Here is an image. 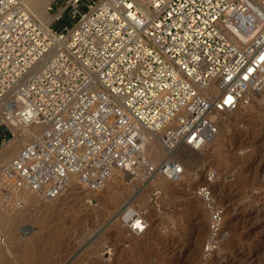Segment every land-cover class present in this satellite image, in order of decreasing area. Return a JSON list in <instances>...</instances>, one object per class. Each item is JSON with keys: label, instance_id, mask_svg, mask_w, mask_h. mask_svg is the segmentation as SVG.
<instances>
[{"label": "built area", "instance_id": "obj_1", "mask_svg": "<svg viewBox=\"0 0 264 264\" xmlns=\"http://www.w3.org/2000/svg\"><path fill=\"white\" fill-rule=\"evenodd\" d=\"M48 12L44 26L0 0V138L39 125L0 174L15 199L98 189L117 170L180 181L176 150H202L216 113L264 90V0H51Z\"/></svg>", "mask_w": 264, "mask_h": 264}, {"label": "rangeland", "instance_id": "obj_2", "mask_svg": "<svg viewBox=\"0 0 264 264\" xmlns=\"http://www.w3.org/2000/svg\"><path fill=\"white\" fill-rule=\"evenodd\" d=\"M259 95L222 113L227 124L219 121V134L200 151V162L194 158L183 166L175 183L115 171L101 188L72 185L46 201L35 194L9 197L0 175V264H264V94ZM11 139H1L0 147ZM11 158L0 154V174ZM125 207L144 216L143 234H132L122 221ZM5 216L17 219L11 231L2 225Z\"/></svg>", "mask_w": 264, "mask_h": 264}, {"label": "bare ground", "instance_id": "obj_3", "mask_svg": "<svg viewBox=\"0 0 264 264\" xmlns=\"http://www.w3.org/2000/svg\"><path fill=\"white\" fill-rule=\"evenodd\" d=\"M20 1L24 5V7L29 11V13L33 17L38 19L40 21V23H42L44 26H48L53 21L54 16L51 13L48 12V7L50 5L51 0H20ZM259 94L263 95L264 94V90L260 91V92H257V93L254 92L252 94V96L256 98ZM249 103H250V100H249ZM216 118H217L218 122L221 120L220 122L222 124H225V125L227 124V120L224 117L222 118V113H216ZM38 129H39V125H37V124L36 125H32L30 127H16V128H13L12 131L14 132L15 136L9 142H4L3 143L2 147H0V154H2V153L4 154V159L5 160L10 158V157H13V155L16 153V151L14 152V150L19 148L18 143L19 144L20 143H22V144L25 143L26 144L30 140V138L32 136H36L37 135L36 130H38ZM24 135H28V138H29V140L27 139L28 141H26L24 139ZM211 141H209V143ZM152 143L153 144H151L150 147H149L148 154H149L151 160L156 162L157 160H159L164 155V152L161 149V147L159 146V144L157 143V140H155L154 142L152 141ZM219 144H221V143H219ZM221 145H220V148H221ZM8 146H10V149L7 150ZM218 147L219 146H217V149H218ZM204 148L202 150H204ZM182 149H184L185 153L183 155L180 154V156L178 157V152L181 151ZM202 150H200V151H202ZM200 151H196V150H193L192 148H190L188 146L182 145L176 150L175 158L177 159V161L180 164H182V166H186L188 163H194V162H192L194 158L196 159V162H200V159H202ZM116 172L120 176H125V175L127 176L128 175V172L123 171V170L122 171L117 170ZM44 200H46V199H44ZM46 201H51V200H46ZM135 214H138L139 216L137 218H135L134 217ZM131 218H132V221H128ZM121 219H122V221L124 223H126L128 225L127 227L129 228V231L132 234H134V235H141L147 230L148 224L146 222V219L144 218V216L138 210H136L133 207H125L124 211H123V214L121 216ZM138 219H142L144 224H146V226H145V228H144V230H143V232L141 234H136V233L133 232V226L134 225H138V223H137ZM2 221H3V224H2L3 227L5 229H7L8 231H11V229H13L17 219L15 217H9V216L6 217L5 216V217H3Z\"/></svg>", "mask_w": 264, "mask_h": 264}, {"label": "trees", "instance_id": "obj_4", "mask_svg": "<svg viewBox=\"0 0 264 264\" xmlns=\"http://www.w3.org/2000/svg\"><path fill=\"white\" fill-rule=\"evenodd\" d=\"M0 141H1V138H0Z\"/></svg>", "mask_w": 264, "mask_h": 264}]
</instances>
